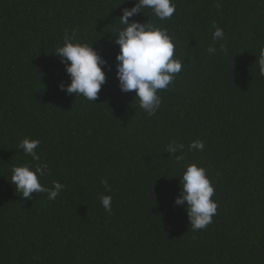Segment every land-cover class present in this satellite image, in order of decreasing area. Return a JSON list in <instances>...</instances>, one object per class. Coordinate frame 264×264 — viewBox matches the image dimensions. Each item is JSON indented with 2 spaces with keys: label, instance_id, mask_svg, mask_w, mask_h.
Returning <instances> with one entry per match:
<instances>
[{
  "label": "trees",
  "instance_id": "obj_1",
  "mask_svg": "<svg viewBox=\"0 0 264 264\" xmlns=\"http://www.w3.org/2000/svg\"><path fill=\"white\" fill-rule=\"evenodd\" d=\"M176 3L170 20L150 9L131 18L167 28L184 61L149 117L116 78L119 18L134 0H0V264H264V0ZM73 33L112 66L95 103L59 87L71 81L54 54ZM25 138L41 141V182L66 186L57 199L25 200L10 183L31 161ZM197 139L205 149L189 151ZM172 140L185 145L179 164ZM191 163L208 170L218 203L196 231L174 203Z\"/></svg>",
  "mask_w": 264,
  "mask_h": 264
},
{
  "label": "clouds",
  "instance_id": "obj_2",
  "mask_svg": "<svg viewBox=\"0 0 264 264\" xmlns=\"http://www.w3.org/2000/svg\"><path fill=\"white\" fill-rule=\"evenodd\" d=\"M135 6L124 9L119 18L125 27L118 32L115 45L119 46L116 56V78L122 93L135 92V100H139V108L149 117L155 116L160 109L162 99L160 92L167 90L175 81L176 75L183 70L184 61L174 53L178 47L176 38L167 28L149 23L142 24L132 20L134 16L150 9L152 14L161 21L172 19L177 12L176 0H134ZM212 39L216 43L226 40L225 31L214 26ZM220 51L227 53L226 43H220ZM209 55L215 54L217 48L210 46ZM65 66L70 77V84L59 85L60 90L67 94L82 96L90 102L97 100L102 86L107 82L106 73L112 70L109 62L93 47V43L77 40L75 33L64 37L63 46L57 48L55 54ZM256 63L259 73L264 76V48H261ZM39 139H23L19 147L25 156L31 157L22 165L13 166L10 183L21 198L32 200L33 193H46L49 200H55L65 189L59 181H53L51 187H46L41 181L50 171L49 165L41 161L38 154ZM189 151L205 149L203 140H194L188 145ZM185 145L172 140L166 148V153L175 156L177 164L184 160ZM179 153V155H178ZM32 161L39 162L33 165ZM180 179V192L175 198L176 206H185L192 231L206 228L217 214L218 203L213 199L215 188L211 182L208 170L197 163L188 164ZM105 190L111 192L107 179H101ZM99 200L105 211H112L111 195L101 194Z\"/></svg>",
  "mask_w": 264,
  "mask_h": 264
}]
</instances>
